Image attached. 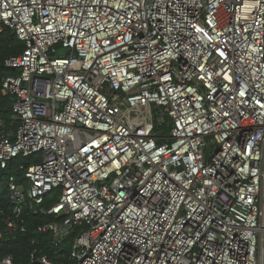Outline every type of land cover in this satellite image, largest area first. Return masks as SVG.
<instances>
[{
  "label": "built area",
  "instance_id": "2783aa9c",
  "mask_svg": "<svg viewBox=\"0 0 264 264\" xmlns=\"http://www.w3.org/2000/svg\"><path fill=\"white\" fill-rule=\"evenodd\" d=\"M7 27L0 239L36 215L71 264H262L264 0H0Z\"/></svg>",
  "mask_w": 264,
  "mask_h": 264
},
{
  "label": "trees",
  "instance_id": "16d2710c",
  "mask_svg": "<svg viewBox=\"0 0 264 264\" xmlns=\"http://www.w3.org/2000/svg\"><path fill=\"white\" fill-rule=\"evenodd\" d=\"M24 47V43L18 39L13 29L7 27L0 33V88L3 80L8 75L14 74L13 70L5 66V59L11 55L20 54ZM0 107H2V116L6 123V129H10L12 121L11 103L1 93ZM20 161V158H16L7 168H0V209L11 210L12 205L8 198L7 180L14 173L20 176L15 168V165ZM52 202V198H47V205ZM26 219L28 224L26 232H17L10 239H0V259L10 255L13 257V264H37L31 261V254L37 249L38 251L40 250L38 255L47 254L52 264H71L70 248L75 236L68 237L62 247H55L50 234L41 233L37 230V226L44 222L46 218L28 215Z\"/></svg>",
  "mask_w": 264,
  "mask_h": 264
},
{
  "label": "water",
  "instance_id": "95a60500",
  "mask_svg": "<svg viewBox=\"0 0 264 264\" xmlns=\"http://www.w3.org/2000/svg\"><path fill=\"white\" fill-rule=\"evenodd\" d=\"M262 264H264V239H263V248H262Z\"/></svg>",
  "mask_w": 264,
  "mask_h": 264
},
{
  "label": "rangeland",
  "instance_id": "374dc122",
  "mask_svg": "<svg viewBox=\"0 0 264 264\" xmlns=\"http://www.w3.org/2000/svg\"><path fill=\"white\" fill-rule=\"evenodd\" d=\"M59 195L58 192H55V194L53 195V198H56Z\"/></svg>",
  "mask_w": 264,
  "mask_h": 264
}]
</instances>
